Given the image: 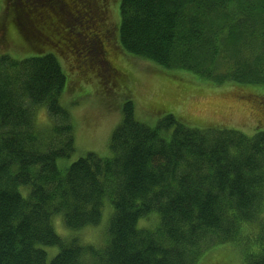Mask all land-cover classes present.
I'll use <instances>...</instances> for the list:
<instances>
[{
    "label": "trees",
    "instance_id": "obj_1",
    "mask_svg": "<svg viewBox=\"0 0 264 264\" xmlns=\"http://www.w3.org/2000/svg\"><path fill=\"white\" fill-rule=\"evenodd\" d=\"M19 6L34 14L37 5L19 0ZM80 6L70 27L52 8L45 29L28 20L42 47L48 41L58 49L0 52V264H199L204 246L238 245L247 236L243 229L256 223L258 236L248 237L242 253L249 251L246 264H264V132L194 126L171 113L151 127L136 119L128 98L110 137L111 156L90 152L62 169L76 145L70 111L61 104L72 79L57 57V50L74 46L83 61L102 66L107 53L95 43L103 36L107 47L108 36L110 53L120 50L216 86L264 88V0H121L119 25L95 39L86 34L97 20L94 9ZM107 63L104 79L125 86L120 66ZM41 107L52 121L46 135L35 122ZM107 206L103 247L65 243L54 228L58 215L72 232L97 227ZM153 214L158 224L146 228L142 223ZM47 248L58 249L50 261Z\"/></svg>",
    "mask_w": 264,
    "mask_h": 264
},
{
    "label": "rangeland",
    "instance_id": "obj_2",
    "mask_svg": "<svg viewBox=\"0 0 264 264\" xmlns=\"http://www.w3.org/2000/svg\"><path fill=\"white\" fill-rule=\"evenodd\" d=\"M35 1L37 6L33 9L34 14H32L31 11H28L30 6L24 8L19 6V0H2L0 22L2 20L3 24H0V52L10 50L14 54L20 55L25 51L44 52L45 50L58 49L57 45L48 41L42 47L43 41L39 44L40 37L37 35L35 37L34 27H29L28 23H33L37 28L36 20H38V26H48L47 12L50 8L53 9L51 14L53 16L56 14L57 19H64L68 26L72 24L71 15L64 6L63 0ZM104 4L108 9L109 23H114V26L117 27L120 22L121 0H106ZM10 19H13L14 24L17 23L18 28L15 27V30L21 32L27 46L25 43H21L14 30L9 29L7 22H11ZM74 31L82 32L83 26H79ZM45 38L42 35V40ZM60 47L62 49L64 45ZM93 53L97 59H100L98 52L93 51ZM82 54L83 52L77 51L74 46L67 48L66 52L57 50V57L63 70L72 79L69 88L62 96L61 104L70 111L75 128L76 145L75 153L67 161H60L62 169L90 152L101 157L111 156L110 137L122 120V106L128 98L135 105L136 119L151 127L155 126L167 113H171L178 119L187 124L191 123L190 125L194 124V126H223L221 128L236 129L247 135L264 132V88L239 84L216 86L212 82L195 77L188 72L164 71L150 61L132 57L120 50H113L111 54L129 81L125 86L116 87L115 84L112 87L106 81L107 79H104L105 72L110 75L106 71L109 67L107 63L109 57H103L104 65L99 66L91 61L92 65L88 61H83ZM83 64L85 65L84 70H82ZM35 122L38 132L42 135L49 133L52 121L45 107L35 111ZM42 141L49 142L47 136ZM110 213L111 209L107 206L99 226L77 232L68 230L60 215L54 217L53 225L65 243L69 244L75 239L82 245L100 248L106 245L109 239ZM262 217L264 218V212ZM157 224L158 220L154 214L142 223L149 229L154 228ZM247 227L243 229L247 236H244L238 245H236L237 241L231 243L230 246L222 245L215 248L204 246L206 252L202 258H206L200 259L199 264H246L248 255L245 254L248 250L242 253V248L248 247L251 243L249 238L253 241L257 238L259 225L256 223ZM255 242L258 243V239ZM252 247L253 250L251 248L250 251L257 250L256 245H252ZM46 251L49 254V261L58 253L56 248H47Z\"/></svg>",
    "mask_w": 264,
    "mask_h": 264
},
{
    "label": "flooded vegetation",
    "instance_id": "obj_3",
    "mask_svg": "<svg viewBox=\"0 0 264 264\" xmlns=\"http://www.w3.org/2000/svg\"><path fill=\"white\" fill-rule=\"evenodd\" d=\"M68 1L71 2V5L66 6L65 3H63V4L69 10L70 15H71V17H73V19L76 18V12H74L75 8L77 10V8L80 6L79 5L80 3L83 4V7L82 6H80V7H82L84 10L94 9L93 14L95 15V19L97 17V20L94 21V18H93L88 23V28H87V33H86V34H88L87 36L95 39V38H97V33L101 32V31L109 32V30L114 26V23H112V22H111L112 24L109 23L110 17L108 16V9H107L106 5H104V2H99L100 4H98L97 0H68ZM102 10H106L105 13H102ZM103 15H105L106 17L104 18ZM88 16H89V14L87 13V16H85V17H88ZM83 19H84V17H83ZM75 21H76V23H78L77 18ZM43 29H45V26H43ZM83 32H84V30H83ZM82 35L84 36L83 33H82ZM84 38H85V36H84ZM103 38L104 37L101 36L100 40L97 43H95L96 44L95 48L99 49V47H100L101 51H103V52L106 51L107 56L109 57V59H107V61L109 62V60H110L113 64H115V62L113 60V56L110 53L109 48H108L109 47L108 46V39L110 37H108V36L105 37V39L107 41V47L104 44V42H102ZM98 52H100V51H98Z\"/></svg>",
    "mask_w": 264,
    "mask_h": 264
},
{
    "label": "bare ground",
    "instance_id": "obj_4",
    "mask_svg": "<svg viewBox=\"0 0 264 264\" xmlns=\"http://www.w3.org/2000/svg\"><path fill=\"white\" fill-rule=\"evenodd\" d=\"M55 234V233H54Z\"/></svg>",
    "mask_w": 264,
    "mask_h": 264
}]
</instances>
